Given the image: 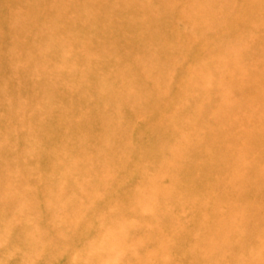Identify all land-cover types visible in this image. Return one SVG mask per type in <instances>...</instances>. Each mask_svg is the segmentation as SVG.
Instances as JSON below:
<instances>
[{
  "label": "rangeland",
  "instance_id": "rangeland-1",
  "mask_svg": "<svg viewBox=\"0 0 264 264\" xmlns=\"http://www.w3.org/2000/svg\"><path fill=\"white\" fill-rule=\"evenodd\" d=\"M0 264H264V0H0Z\"/></svg>",
  "mask_w": 264,
  "mask_h": 264
}]
</instances>
